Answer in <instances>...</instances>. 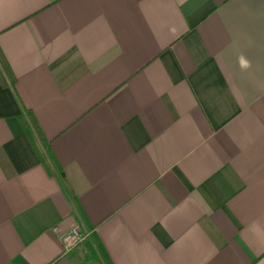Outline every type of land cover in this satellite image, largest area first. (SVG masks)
Wrapping results in <instances>:
<instances>
[{
	"label": "crops",
	"instance_id": "0c3cea01",
	"mask_svg": "<svg viewBox=\"0 0 264 264\" xmlns=\"http://www.w3.org/2000/svg\"><path fill=\"white\" fill-rule=\"evenodd\" d=\"M0 50V264H264V0H0Z\"/></svg>",
	"mask_w": 264,
	"mask_h": 264
},
{
	"label": "trees",
	"instance_id": "16d2710c",
	"mask_svg": "<svg viewBox=\"0 0 264 264\" xmlns=\"http://www.w3.org/2000/svg\"><path fill=\"white\" fill-rule=\"evenodd\" d=\"M14 82L15 77L0 50V83L3 86H8L13 85ZM18 117L22 123L24 131L37 149L42 163L52 175H55V171L52 168L56 163L55 158L47 145L46 138L44 137L35 116L31 111H24L21 112ZM96 245L102 264H112L97 242Z\"/></svg>",
	"mask_w": 264,
	"mask_h": 264
},
{
	"label": "built area",
	"instance_id": "2783aa9c",
	"mask_svg": "<svg viewBox=\"0 0 264 264\" xmlns=\"http://www.w3.org/2000/svg\"><path fill=\"white\" fill-rule=\"evenodd\" d=\"M89 236V233L82 229V227L75 225L69 231L62 234L61 243L64 252H69L83 243Z\"/></svg>",
	"mask_w": 264,
	"mask_h": 264
},
{
	"label": "clouds",
	"instance_id": "9594fccd",
	"mask_svg": "<svg viewBox=\"0 0 264 264\" xmlns=\"http://www.w3.org/2000/svg\"><path fill=\"white\" fill-rule=\"evenodd\" d=\"M240 64L242 68H248L250 67V64L247 60H245L243 57H241L240 59Z\"/></svg>",
	"mask_w": 264,
	"mask_h": 264
}]
</instances>
